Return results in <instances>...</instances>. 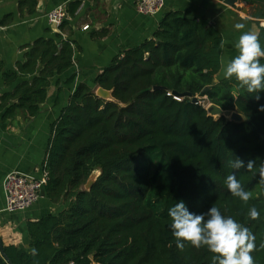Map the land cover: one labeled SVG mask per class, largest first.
<instances>
[{"label": "trees", "instance_id": "1", "mask_svg": "<svg viewBox=\"0 0 264 264\" xmlns=\"http://www.w3.org/2000/svg\"><path fill=\"white\" fill-rule=\"evenodd\" d=\"M90 1L94 7L102 0ZM239 2L252 7L258 24L264 19V0ZM35 4L19 0L18 10L32 12ZM80 4L68 2L65 15L75 17ZM68 26L64 20L55 39L38 37L25 45L13 69L0 62L2 82L11 87L0 94L3 120L36 116L50 79L73 65L79 46L63 35ZM258 27L264 47V24ZM106 33L96 30L92 37ZM222 50L223 35L208 18L168 10L149 38L118 51L98 70L93 86L78 83L51 124L42 162L45 195L65 206L26 220L31 249L3 244L8 259L0 252V264H211L214 254L206 246L185 241L177 247L169 209L180 200L190 212L215 206L246 226L254 237V264H264V90L249 93L224 75L215 81ZM98 87L111 91L113 100L96 95ZM208 103L242 119H215L206 112ZM237 157L245 164L252 160L253 168H232ZM94 171V182L84 189ZM233 174L250 193L247 202L224 183ZM251 207L260 213L255 220L247 215Z\"/></svg>", "mask_w": 264, "mask_h": 264}, {"label": "crops", "instance_id": "2", "mask_svg": "<svg viewBox=\"0 0 264 264\" xmlns=\"http://www.w3.org/2000/svg\"><path fill=\"white\" fill-rule=\"evenodd\" d=\"M74 0H36L32 12L18 10L19 0H0V21L5 16L10 19L0 24V62L4 70L13 69L15 63L23 58L25 45L38 37L56 38L55 31L47 21L46 14L59 4L66 5ZM90 0H81L75 17H65L69 26L67 34L74 39L79 49L74 51L73 65L50 79L47 96L40 105L39 113L24 120L21 115L3 120L0 112V237L2 244H13L31 249L25 222L46 213H57L64 208L62 202L52 203L47 196L40 194L38 201L23 211L7 212L3 180L8 172L17 171L38 176L43 168L42 162L48 145L51 124L66 105L69 94L75 86L84 82L93 86L94 78L100 68L107 65L118 51L135 46L149 38L164 12L180 10L185 16H204L213 22L223 35L221 68L215 80L223 76L226 63L238 55L235 44L243 32L258 34L259 24L250 17L252 7L241 3L227 6L223 0H164L161 12L146 15L138 12L134 0H102L92 7ZM247 18L253 19L247 21ZM236 23H243L241 30L235 29ZM87 29H82L83 25ZM106 30L107 33L93 38L92 32ZM75 73L73 83L64 80ZM57 81L60 84H56ZM3 84L0 75V94L10 90ZM96 88V86H95Z\"/></svg>", "mask_w": 264, "mask_h": 264}, {"label": "clouds", "instance_id": "3", "mask_svg": "<svg viewBox=\"0 0 264 264\" xmlns=\"http://www.w3.org/2000/svg\"><path fill=\"white\" fill-rule=\"evenodd\" d=\"M235 29L245 27L243 23H236ZM238 55L229 60L224 68V78H235L241 87L249 93H259L264 90V47L259 36L250 31L243 32L235 44ZM259 99V96H256ZM264 110V106H261ZM234 169L247 168L251 170L254 162L237 157L230 162ZM259 173L264 177V163L260 165ZM224 183L233 196L247 202L250 193L245 191L236 176L228 175ZM247 215L255 220L260 213L255 207L248 210ZM171 229L176 238L177 247L183 249L184 242L200 248L206 246L214 255L211 264H254L251 252L255 248L254 237L248 228L235 221L230 216L222 215L219 208L211 206L206 212H190L183 200L169 209Z\"/></svg>", "mask_w": 264, "mask_h": 264}, {"label": "built area", "instance_id": "4", "mask_svg": "<svg viewBox=\"0 0 264 264\" xmlns=\"http://www.w3.org/2000/svg\"><path fill=\"white\" fill-rule=\"evenodd\" d=\"M136 10L142 14L154 15L162 11L164 0H134ZM47 21L55 24L59 30L64 21L65 5L59 4L46 14ZM88 25H83L82 29H87ZM47 172L44 167L38 176H32L17 171L8 172L3 180L5 207L7 212L23 211L40 198V192L46 181ZM67 264H75L73 261Z\"/></svg>", "mask_w": 264, "mask_h": 264}, {"label": "water", "instance_id": "5", "mask_svg": "<svg viewBox=\"0 0 264 264\" xmlns=\"http://www.w3.org/2000/svg\"><path fill=\"white\" fill-rule=\"evenodd\" d=\"M238 1L239 0H223V3L225 5H227V6L233 7V6H235L238 3ZM51 28H52L53 31L58 32V28H57V26L55 24H51ZM156 88L157 87L154 86V89H156ZM206 90H207V87H204L201 92L203 93ZM95 93H96V95H98L99 97H102L104 99L113 100L111 91L105 90V89H103L101 87H98L96 89ZM172 93L174 95H176V96H179V97L187 96V97L191 98V100L193 102H196L197 99H198L197 96H192L190 92L177 93V92L173 91ZM205 109H206L207 114L210 115V116H213L215 119H218L221 116H224V117H226V118H228L230 120H241L242 119L241 114L237 113L236 111L223 110L218 105H216L214 103H208V105L205 107ZM95 177L92 174L89 176V178L87 179L86 183L84 184V189H89L90 188V186L92 185V183L95 180ZM40 193H41L42 196H44L45 190L42 189ZM2 245L3 244H2L1 237H0V252H1L2 256L5 259H8L6 254L1 249Z\"/></svg>", "mask_w": 264, "mask_h": 264}, {"label": "rangeland", "instance_id": "6", "mask_svg": "<svg viewBox=\"0 0 264 264\" xmlns=\"http://www.w3.org/2000/svg\"><path fill=\"white\" fill-rule=\"evenodd\" d=\"M198 98L200 99V97L198 96ZM202 99V102L204 103H206V100H203V98H201ZM97 173H98V171H94L93 173H92V175L95 177L96 175H97Z\"/></svg>", "mask_w": 264, "mask_h": 264}]
</instances>
